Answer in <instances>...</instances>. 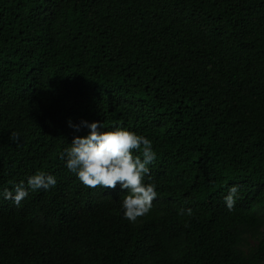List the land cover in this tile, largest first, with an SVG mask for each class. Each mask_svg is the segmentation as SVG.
Segmentation results:
<instances>
[{
  "label": "trees",
  "instance_id": "trees-1",
  "mask_svg": "<svg viewBox=\"0 0 264 264\" xmlns=\"http://www.w3.org/2000/svg\"><path fill=\"white\" fill-rule=\"evenodd\" d=\"M69 120L152 141L147 214L65 168ZM40 171L0 264H264V0H0V191Z\"/></svg>",
  "mask_w": 264,
  "mask_h": 264
},
{
  "label": "clouds",
  "instance_id": "clouds-1",
  "mask_svg": "<svg viewBox=\"0 0 264 264\" xmlns=\"http://www.w3.org/2000/svg\"><path fill=\"white\" fill-rule=\"evenodd\" d=\"M67 124L75 132H80L82 128L88 131L86 135H74L69 146L63 150L61 159L65 168L75 173L86 187L115 189L119 185L121 190H127L121 207L124 217L130 222L147 214L158 197L156 184L146 182L150 176L149 166L157 158L152 141L124 127L105 131L100 121L81 120L74 124L69 120ZM12 135L16 136L15 133ZM140 150L142 157L135 154V151ZM56 184L54 175L40 171L15 183L12 188H4L0 191V197L19 206L30 191H48ZM238 191L237 185L229 186L224 197L228 209L234 206ZM181 211L191 214V209Z\"/></svg>",
  "mask_w": 264,
  "mask_h": 264
}]
</instances>
